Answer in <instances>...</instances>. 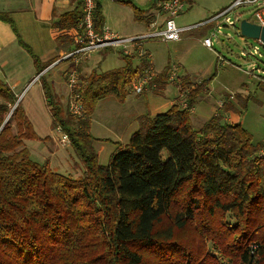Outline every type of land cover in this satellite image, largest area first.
Wrapping results in <instances>:
<instances>
[{
  "label": "trees",
  "instance_id": "16d2710c",
  "mask_svg": "<svg viewBox=\"0 0 264 264\" xmlns=\"http://www.w3.org/2000/svg\"><path fill=\"white\" fill-rule=\"evenodd\" d=\"M133 9L136 20L144 19V11ZM82 19L81 0L53 27L70 32ZM94 22L102 32L101 0ZM34 61L37 75L51 65ZM171 66L156 75L154 89L138 96L160 95ZM141 75L129 63L87 79L79 74L78 117L40 77L52 127L69 137L84 168L78 178L32 160L25 142L37 135L21 102L15 108L19 97L0 81V264H264V144H255L243 125L227 123L223 113L195 128L192 110L212 79L177 83L180 102L140 116L129 142L117 143L109 163L100 164L91 117L106 98L124 102ZM235 98L246 109L250 98ZM232 100L225 97L223 111L240 116Z\"/></svg>",
  "mask_w": 264,
  "mask_h": 264
},
{
  "label": "crops",
  "instance_id": "0c3cea01",
  "mask_svg": "<svg viewBox=\"0 0 264 264\" xmlns=\"http://www.w3.org/2000/svg\"><path fill=\"white\" fill-rule=\"evenodd\" d=\"M182 1L185 6L182 13L176 19L178 27H189L205 23L225 10L235 0ZM80 3L81 0H0V81L6 82L19 97L21 106L23 104L22 108L25 115L37 135V139L40 138V141L43 140V138L37 134L36 130L40 132L39 126L41 123H46L47 126V129L45 130V140H54V132H57V129H53L52 127L51 110L46 100L42 79H45L53 87V90L58 97L64 99L66 86H68L66 82V72L71 68V66L75 65L73 61H69L70 63L67 64L64 59L65 55L75 49L74 43L70 40L71 37L65 38L66 34L70 36V34L73 33V30L70 32L60 31L54 28L53 24L58 21L61 15L75 10ZM145 8H147V10H144ZM145 8L142 9V11L145 12L144 19L140 21L135 20L138 22L143 21L145 23V29L149 31L151 29L150 25L152 22L158 21L161 23L165 17L154 0H148ZM187 13L191 14L189 17L194 19L192 21H188V23H190L189 25H184L185 21L180 23V25L183 26L178 25L177 20ZM231 16H239V14L235 12ZM1 17H8V19H11L14 22L16 29L13 28L10 23L3 21ZM215 26V24H208L199 29H205V31L210 30L213 32L215 30ZM230 28L239 31L237 26L226 27L224 30ZM185 33L188 32H184L183 34ZM202 39L203 38H200L199 40H201L203 44ZM24 45L28 46L29 49L27 50ZM203 46L206 47L204 44ZM112 51L116 52L125 61L123 65L116 70L125 68L129 63L134 70L140 71L141 74L148 69L157 76L164 72L156 70L149 50L144 51L143 49L147 56L141 57L134 54L133 56H130L131 59L129 61H126L120 50L101 49L90 54L88 58L81 60L79 64L80 66L78 65L81 78L87 79L94 72H111H100L99 69L102 62L109 57H107V55H110V52ZM94 54L98 57V61L92 63V55ZM215 54L216 56L218 55L216 51ZM34 57H37L43 65L49 63L51 65L44 71L42 79L32 83L33 79L37 75V67ZM91 64L94 65L91 66ZM170 65L171 63H169L167 67ZM173 65L177 67L176 72L178 76L175 80H171L169 77L168 83L163 91H161L160 95H156L154 92H146L144 95L140 96L131 93L124 102H120L116 98L109 97L98 103L95 112L91 117L90 133L94 137L95 141H106V143L97 142L99 144H104L100 145L99 150H97L98 146L95 144L97 152L103 151V148H105L107 144L128 143L132 134L138 130V119L140 116L145 115L148 112L152 116L165 113L174 104L180 102L181 98H183V94L181 93L177 83L180 84L182 80H186L189 77L183 75L180 70L182 66L181 64ZM170 85L177 88V94L173 99L165 97L167 89ZM208 94L209 90L203 94L202 97H200L198 104L192 112V121L194 125L196 122L194 121L195 118L198 117L201 119L202 127L217 113H223L224 120L230 121L228 123L242 125L241 121L237 117L238 115L232 111H223V107L220 106V103L218 106L215 105L211 109L204 98ZM29 95L30 97L28 101L27 98ZM132 96L133 98H131ZM201 102L203 103V107L202 113L200 114L197 113V110L198 105ZM231 103L237 108V102L235 100H232ZM124 113L129 115L127 126L123 129H118L114 126L116 124V119H119V117ZM46 115H48V117ZM109 141H112V143ZM100 152H98L99 158L101 156Z\"/></svg>",
  "mask_w": 264,
  "mask_h": 264
},
{
  "label": "rangeland",
  "instance_id": "374dc122",
  "mask_svg": "<svg viewBox=\"0 0 264 264\" xmlns=\"http://www.w3.org/2000/svg\"><path fill=\"white\" fill-rule=\"evenodd\" d=\"M147 1L148 0H132L131 5H129L114 3L111 0H101L105 28L125 38L148 33L145 29V23L135 20L133 9L134 6L142 10L145 8ZM144 10H147V8ZM237 14H239L241 20H254L252 7L240 8L237 10ZM189 15L191 14L187 13L179 18V20H177L178 25L184 21V25H189L190 23H188V21L194 19L189 17ZM237 28H239V25H237ZM207 31H205V29L188 31V33L181 36V40L178 42L166 43L161 40H147L143 43V49L144 51L149 50L157 71H164L169 63H171V65L181 64L180 70L183 75L189 77L187 78L190 82L199 83L203 80L212 79L209 86V94L204 97L206 103H208L212 109L213 106H218L221 101L224 102L225 97L231 95L237 102V108L242 113L240 116H237L240 118L239 120L242 125L252 134L255 144H264V88L259 87L257 82L251 80L243 72L250 71L252 65L255 64V60L250 56H243L244 53L246 55L248 54L250 46L254 45L255 40L245 39L240 35L239 31L233 30L232 28L225 29L222 35L217 34L215 30L213 32L210 30ZM206 37H212L214 41L213 50L235 66L223 65L224 63L218 60V56H216L215 52L204 47L202 41L199 39L203 38L202 40H204ZM110 53V55H107V57H109L100 65V72L119 69L125 62L116 52L112 51ZM92 57V63L98 61L96 54L92 55ZM68 60L66 61L67 64L70 63ZM92 65L94 64H91V66ZM261 69H263V67ZM238 93H240L242 97L248 96L250 98L244 110L239 105V101L235 98V95ZM176 94L177 88L170 85L165 97L173 99ZM69 95L70 87L66 86L64 97L65 105H69ZM131 98H133V96ZM202 105V102L198 105L197 113H202ZM10 116L11 114L7 117L9 118ZM46 116L48 117V115ZM128 116L127 113L122 114L119 119H116V124L114 126L118 129L125 128L128 123ZM194 121H196L194 125L195 128L199 129L202 123L201 119L197 117ZM226 122L228 123L230 121L227 120ZM39 127L40 132L37 130L36 132L43 140L40 141L39 138L25 142L26 147L30 151L32 160L40 164L48 162L52 171L63 176H70L73 178L81 177L84 168L72 149L70 142L63 146L60 143L62 135L58 131L54 132V140H45L46 123H41ZM97 142L106 143V141H95L94 145L97 144V150H99L100 145H104ZM109 142L112 143V141ZM115 145H117V143L107 144L105 148H103V151H98L101 153L99 158L100 164L106 166L109 163L111 155L114 154L118 148ZM166 156L167 153L164 152L163 158L166 159ZM209 248L212 250L210 244Z\"/></svg>",
  "mask_w": 264,
  "mask_h": 264
},
{
  "label": "built area",
  "instance_id": "2783aa9c",
  "mask_svg": "<svg viewBox=\"0 0 264 264\" xmlns=\"http://www.w3.org/2000/svg\"><path fill=\"white\" fill-rule=\"evenodd\" d=\"M83 1V19L76 30L70 34L71 39L74 41L75 49L70 52L65 60L72 59L75 68L70 69L66 72V82L70 87L69 95V112L74 117L81 116V96L78 94V84L80 76L77 70V66L80 64L82 59L88 58L90 54L99 51L101 49H117L120 50L126 56H133L137 54L139 56H147L146 52L143 51V43L147 40H161L164 42L179 41L181 35L184 32L199 29L208 24H215V32L219 35L223 34L224 28L236 27L240 24V16H231L237 12L240 8L252 7L254 20L250 21L257 25L264 27V0H235L225 10L220 12L218 15L212 17L205 23L189 27H178L176 19L184 10V2L182 0H154L159 6L161 13L164 15V20L160 23L158 21L152 22L150 25L151 29L148 33L143 35L125 38L118 34L110 32L105 27L102 32H98L95 28V10L96 0H82ZM114 3H120L122 1L132 0H111ZM254 45L250 46L249 52L243 56H250L255 60V64L252 65L250 71H243L251 80L257 82L258 85H264V43L255 40ZM203 44L211 51L214 47V41L212 37H207L203 40ZM136 49V50H134ZM135 52H134V51ZM215 52V51H214ZM221 63L233 65L230 61L223 58L220 54L217 55ZM263 67V69H261ZM239 68V67H238ZM177 67L172 65L170 70V79L175 80L177 75ZM44 74L41 73L36 75L32 83L38 81ZM156 75L151 70H146L143 74L135 81L131 92L138 95L145 91H150L156 87L154 84ZM220 106H223V101L220 102ZM187 105H183L186 108ZM61 133L62 137L60 143L65 146L70 140L69 137L64 134L61 129L57 130ZM261 156H264V148L260 152Z\"/></svg>",
  "mask_w": 264,
  "mask_h": 264
},
{
  "label": "water",
  "instance_id": "95a60500",
  "mask_svg": "<svg viewBox=\"0 0 264 264\" xmlns=\"http://www.w3.org/2000/svg\"><path fill=\"white\" fill-rule=\"evenodd\" d=\"M239 32H240V35L244 37L245 39L259 40L264 43V27L260 25H257L255 23H252L244 19L240 21ZM19 103H20V99L18 100L15 108L18 106ZM9 118L6 119L5 124L9 120Z\"/></svg>",
  "mask_w": 264,
  "mask_h": 264
}]
</instances>
